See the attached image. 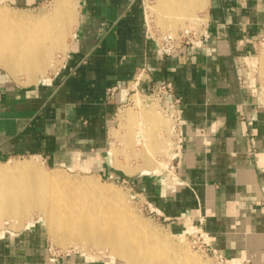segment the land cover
I'll return each instance as SVG.
<instances>
[{
	"label": "crops",
	"instance_id": "crops-1",
	"mask_svg": "<svg viewBox=\"0 0 264 264\" xmlns=\"http://www.w3.org/2000/svg\"><path fill=\"white\" fill-rule=\"evenodd\" d=\"M79 1L75 38L55 72L23 85L0 68V162L30 155L53 167H106L111 129L131 92L171 82L181 100L176 149L166 176L137 181L148 209L175 233L203 229L229 264H264V105L252 73L263 1L206 0L205 41L164 59L149 37L162 28L148 0ZM50 247L38 222L6 231L0 264H113Z\"/></svg>",
	"mask_w": 264,
	"mask_h": 264
},
{
	"label": "bare ground",
	"instance_id": "bare-ground-1",
	"mask_svg": "<svg viewBox=\"0 0 264 264\" xmlns=\"http://www.w3.org/2000/svg\"><path fill=\"white\" fill-rule=\"evenodd\" d=\"M150 1L147 2L149 13L155 15L163 9L169 10L167 5L176 0H154V6ZM182 1L201 6L205 3V0ZM79 6V0H57L52 11L40 18H27L0 10V67L15 80L23 76L35 80L38 75L45 77L49 71H55L61 63V59L56 58L64 56L62 58L65 59L70 49V42L67 44L66 38L71 27L78 24ZM72 32V38H75ZM58 53L59 56L56 55ZM139 95L137 93L132 97L135 107L142 106ZM140 113L132 107L121 111L119 117L129 120L132 129L136 125L153 130L167 128L155 114V107ZM173 132L174 125L170 128L172 139L177 135ZM139 133L137 142L144 148L150 147L155 152L164 149V141L159 140L160 137H148L143 129ZM111 137L110 153L113 155L117 130H111ZM172 147H176L174 140L167 144L169 150ZM10 162L0 166V237L6 232L5 225L17 223V220L38 210L44 213L53 240L62 247L78 244L86 250L109 247L112 251L109 259L116 263L117 257H120L127 264H204L184 243L163 236L138 217L115 187L89 176L76 185L71 184L59 172L47 173L33 159L21 163ZM148 172L163 173L160 167ZM69 185L74 190L83 188L81 192L85 198L81 199V195L74 197L75 193L72 192L59 200ZM135 236L140 237L139 246L131 242ZM159 244H165L166 250L172 253L161 261H153V257L162 254L152 249Z\"/></svg>",
	"mask_w": 264,
	"mask_h": 264
},
{
	"label": "rangeland",
	"instance_id": "rangeland-1",
	"mask_svg": "<svg viewBox=\"0 0 264 264\" xmlns=\"http://www.w3.org/2000/svg\"><path fill=\"white\" fill-rule=\"evenodd\" d=\"M262 1L264 3V0ZM56 2L57 0H45L40 5H37L35 7H28V8H18L6 4H0V10H6L14 15H24L27 18H40L49 14L56 5ZM167 6L169 7V10L163 9L157 14L154 13L155 15H153L151 19L155 22V24L158 27L162 28L163 32L175 33L181 28L187 26L189 23H192L199 18L203 19L202 21L205 25L207 24L205 17V15L207 14L206 0L202 6L198 4L195 5L193 2L189 3L186 1L184 3L182 0H176L173 3H169ZM77 9L79 12V7ZM76 26L71 27L69 31V35L66 38L67 44L69 42H70L69 44L72 43L73 38L71 32L73 31L72 33L75 35ZM254 49H255V53L253 55V61H254L253 63L255 64L254 66H252L253 67L252 71L254 70L252 73L255 74L258 79V86H259L258 93L261 99V103L264 105V32L261 33L259 37L255 40ZM56 55L59 56V53ZM62 57L64 56L56 58L59 60L61 59V63L57 67V69L61 66L63 62L64 58ZM50 73H52V71H49V73L46 74L45 77H41L38 75L35 80H29L27 77L23 76V78L18 80V83H21L23 85L34 84L48 77ZM131 88L135 90L134 84L131 85ZM136 92L138 91L131 92L130 102H128L121 109L122 112L133 107L138 114H141L140 112H142L143 110L147 111L155 107V114L158 116V119L163 123V125L166 126L167 128L163 127L162 130L161 129L153 130L150 127H141V125H136L132 129L131 125L129 124L130 123L129 120L127 119L122 120L117 115L115 118L114 127H112V129L117 130L118 137L116 138L117 142L115 140L113 144L114 153L113 155L112 154L110 155L111 161L115 162L114 164L111 161H109V165H107L106 167H98L97 165H93L91 169L89 166L53 167L51 165H48L46 161H44L39 157L25 155L22 157H15V158L7 159L5 161H1L0 166H4L7 164V162L10 161H11L10 163H21L33 159L47 173L51 174V173L59 172L64 176H66L65 178L69 180L71 184L76 185L81 181H83L85 178H87L86 176H89L93 180L96 181L98 180L103 184L111 185L115 187L119 191V193H121V195L123 196V200L126 201L131 206V208L134 210L135 214L138 217L148 222L153 228L159 231L163 236L171 238L173 239V241L176 240L175 242L177 243L180 242L184 243L186 247L190 251H192L193 254H196L197 257L204 264H216L214 258L211 255H207L198 249L192 238H190L188 235L185 234L175 233L164 221H162L158 216L153 214L147 207V203L144 198V195L140 190L142 184H140L141 182L137 184V181H142L143 178H146L147 176L148 177L166 176L168 167L172 159L174 158V155L173 157L171 155L172 150L174 151L173 154H175V149H176V147L175 149L172 147V150H169V148H167V144H169V141L172 142L173 140L176 143L177 135L175 132H173V134L176 135V137L174 136L173 139L170 137V128H172V126L174 125V121L173 118H171V113L165 111V108L162 107L159 100L155 99V97H151L150 93H146L147 95H145L139 92L141 94L139 96L142 99V106L135 107L132 99V95L135 94ZM119 113L120 111L118 112V114ZM142 129L146 130V134L148 135V137H154V136L160 137L159 140L164 141L163 142L164 149L162 151L155 152L150 147L144 148L143 145L138 144L137 136L138 134H140L139 132ZM110 145L112 146V139H110ZM111 146H109V153H110V149L112 148ZM148 162L150 163L149 165L147 164ZM159 163L162 165L159 166ZM159 167L162 169L163 172L162 174L148 172V171H153L155 169L157 170ZM125 170L128 171V173ZM82 190L83 188H79V189L77 188V190H74V188L73 187L71 188V186L69 185L64 190L66 191V193L62 194L59 200H63L65 197H68L67 193H72V192L75 193L73 195L74 197L81 195V199H84L85 197L81 192ZM16 222L17 223L12 222L11 225L9 224L5 225L6 231L18 232L25 228L30 227L34 222L40 223L45 228L46 237L49 246L53 247V249L57 252V254H61L65 256L78 255L80 257H86L87 259L93 261L95 260L110 261L109 258L110 256H112L111 254L112 251L109 247H103L105 249L89 248L86 250L82 247L81 244L70 245L68 247H62L58 245L53 240L49 232V226L44 219V213L42 211L39 212L38 210L32 211L30 215H28L24 219H21L20 221L17 220ZM131 242L135 246H139L141 244L140 237L135 236L134 238H132ZM152 249L156 252H162L161 255L153 257V261H161L164 258L169 257L170 256L169 253H172L171 250L170 252L166 250L165 244H159L153 246ZM116 260L118 263L113 261L111 262H113V264H127L123 258L117 257Z\"/></svg>",
	"mask_w": 264,
	"mask_h": 264
},
{
	"label": "built area",
	"instance_id": "built-area-1",
	"mask_svg": "<svg viewBox=\"0 0 264 264\" xmlns=\"http://www.w3.org/2000/svg\"><path fill=\"white\" fill-rule=\"evenodd\" d=\"M202 20L203 19L199 18L175 33L163 32L160 31V29H155L153 32L149 33L150 39L154 42L156 56L160 59H164L166 57H175L180 55L183 51L193 48L199 43L205 41L207 24L205 25ZM145 71L146 69H143L141 74L135 79L137 84L142 80V73L144 74ZM115 91V88L110 89V95L113 96ZM143 94L147 95L144 92ZM150 96L158 99L162 107L165 108V111L171 113V118H173L174 121V132L177 134L179 127L178 109L181 105V100L179 98H175L173 84L171 82L155 83L151 90ZM169 97H173L174 101L169 107H166L164 106L163 101ZM188 236L192 238L199 250L207 255H211L214 258L216 264H229L215 251L209 241L207 233L203 229L191 233ZM50 252L54 254L57 253L53 247H50Z\"/></svg>",
	"mask_w": 264,
	"mask_h": 264
}]
</instances>
